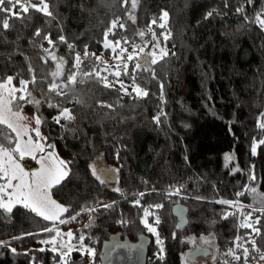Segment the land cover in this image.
Instances as JSON below:
<instances>
[{
	"label": "trees",
	"instance_id": "16d2710c",
	"mask_svg": "<svg viewBox=\"0 0 264 264\" xmlns=\"http://www.w3.org/2000/svg\"><path fill=\"white\" fill-rule=\"evenodd\" d=\"M49 3L55 20L30 9L24 14L30 18L12 17L10 29H0V77L19 74L23 79H31L29 67L34 71L37 82L29 85V90L43 102L39 108L43 118L41 135L46 137V145H54L49 149L67 162L69 171L50 194L69 207L65 219L80 213L75 221L66 224L75 232L83 229V244L94 249L96 255L75 251L61 260L59 254L47 247L40 251V241L50 236L42 229L51 227V223L17 206L11 214L0 216V242H5L0 246V264H65V261L93 264L100 260L102 243L117 233L131 242L141 235L151 238L147 264H185L184 257L197 246L216 256L214 264H223L225 260L228 264H244L243 258L236 262L225 253L235 247L236 236L247 238L251 230L239 227L243 218L239 213L222 219V211L237 212V209L213 201H239L244 206L257 207L247 189L255 187L264 196V146L258 147L257 155L250 154L253 139H264L256 128L257 118L264 112V31L252 22L254 14L264 8V0H255L252 5H247L246 0H228V7L224 0H138L135 10L131 9V0L127 5L123 0H49ZM240 4L245 5L247 19L235 12ZM214 9L220 14L206 18ZM162 11L168 13L164 29L158 27L159 19L152 24V19L159 18ZM129 15L134 16L135 23ZM116 19L125 28L114 29L117 35L110 34L109 40H120L121 46L131 51L132 43L152 45V34L148 32L151 27L160 46L169 52L152 66L156 79L149 72L136 73V84L149 95L136 97L128 76L122 75L121 79L131 95L117 91L119 84L114 89L104 88L82 74H77L75 84L62 89L66 96L48 93L47 83L41 81L51 79L55 62L50 59L44 62L42 58L48 54L40 44L64 57L68 62L66 70L71 69L73 56L63 44L52 47L34 39V31L39 28L51 32L53 39L64 35L81 56L87 45L88 51L102 60L89 59L85 71L96 67L113 81L115 77L110 73L120 63L116 59L120 49L115 53L104 49L103 34ZM141 31L145 33L143 39L137 34ZM161 33H170L169 39L164 40ZM124 38L130 43L125 44ZM105 68L107 72L103 71ZM97 102L113 107L101 108ZM48 103L72 109L75 120H62L61 124L67 127L57 125L53 117L58 109L49 108ZM26 109L32 111L31 107ZM161 111L165 115L157 124L153 118ZM226 155H233L234 159L226 161ZM98 158L106 167L120 169L114 184L102 186L90 175V166ZM253 166L254 181L249 179ZM179 185H184L187 198L173 196L165 200L154 193L142 200L144 206L165 205L158 211L162 219L158 231L164 247V258L159 259L156 237L139 223L142 211L132 205L131 198L134 193L153 187L156 193H165L170 186ZM115 188L126 195L114 191ZM242 191L243 196L236 195ZM98 201L115 206L111 210L100 207L96 212L82 211L95 208ZM176 205L187 210L185 225L178 229L175 227L178 220L172 213ZM243 211L251 209L244 207ZM121 220L127 223L121 224ZM90 222L92 226L88 227ZM149 222H153L152 217ZM210 234L211 247L200 240ZM255 238L264 251V238ZM241 251L237 249V254ZM261 261L264 260L253 252L247 264Z\"/></svg>",
	"mask_w": 264,
	"mask_h": 264
},
{
	"label": "snow or ice",
	"instance_id": "6c2138e0",
	"mask_svg": "<svg viewBox=\"0 0 264 264\" xmlns=\"http://www.w3.org/2000/svg\"><path fill=\"white\" fill-rule=\"evenodd\" d=\"M255 0H246L247 5H252ZM129 0H123V4L127 5ZM225 7H228V0H224ZM138 7V0H131V9L135 10ZM30 9L37 13H41L45 18L56 19L53 11L51 10V5L49 0H0V13L4 14L0 16V29L9 30L10 19L15 17L16 19L24 20V14L29 13ZM237 14L244 15L247 19L245 13V5L240 4L235 8ZM214 14H220L217 10H212L206 14V18L213 16ZM168 17L167 11H162L159 18H153L152 24H157V19L161 21L158 27L161 29L165 28L166 19ZM135 23V18L132 15L128 17ZM256 24L262 31H264V8H261L254 14V19L252 21ZM124 29L125 24L121 23L119 19L113 20L111 26L104 32L103 48L112 52H117L119 47V52L116 59L120 61L115 67V71L110 74L115 77V80L110 81L108 76L102 75L101 71L93 67L90 71H85L86 61L89 59L95 61H101L102 58L97 56L95 53H90L88 51L87 45L84 47L83 56L77 52L76 46L73 43L67 41L64 35H58L53 39L51 32H44L42 29L37 28L33 33V38L45 41L48 45L55 47L57 43L63 44L69 50V53L73 56V63L70 70L65 69V65L68 63L64 57L57 56L55 52L50 51L49 48H45L43 43L40 44L41 49L48 54L44 62L47 63L50 59L55 62L54 70L50 73L51 79L48 81H41V83H47V92L55 93L57 96H66L67 93L63 92L62 89L66 88L68 84H75L77 82V74H82L94 80L96 83L102 84L104 88H115L116 84H119L120 88L117 91L122 90L124 95H131L128 92L123 80V76H128L132 81V92L135 93L136 97H147L149 95L148 91L136 84V73L139 72H149L153 79H156L155 70L152 68L153 65L157 64L159 60H163L169 55L166 47H161L159 40L156 37L155 32L151 27L148 28V32L152 34L153 40L157 43L153 45V48H159V54L153 50L149 52H144V47L132 43V51L121 46L120 40H109V35H117L114 29ZM63 31L62 29L60 30ZM2 34V33H0ZM141 39L144 38L145 33L143 31L137 33ZM164 40L169 39V34L161 33ZM125 44L130 43L126 38L123 41ZM142 54V55H141ZM131 69V70H130ZM29 73L31 74V79H23L16 75H6L0 77V216L5 214H11L13 209L18 205L22 206L24 209L29 210L34 213L36 217H40L42 220L50 222L51 227H45L42 229L43 232L54 233L51 239L41 240L42 244L52 245V251L56 252L58 249H65L66 251L59 252L61 260L74 250V247L70 243L58 242L57 237L61 236V231L56 226L57 223L60 225L66 224L70 221H75L80 213L71 215L68 219L64 218L65 213H69L70 209L68 206L58 203L51 196V190L62 184V182L69 175L67 162L60 160L56 157L54 152H47L46 163H41L39 169L35 171H29L26 169L25 165L21 163L27 157H31L33 160H37L38 157L36 153H45V148H54V145H45L40 142V140H45L46 137L41 136L40 125L42 123V116L39 115V108L42 106V101L37 99L32 91L29 90V85L36 84V77L34 71L29 67ZM103 71L107 72L108 69L105 68ZM15 81V83H14ZM58 81H63L58 82ZM80 83H85V81H80ZM161 90H163V85H160ZM163 99V97H161ZM75 103H79L78 100ZM98 107L112 108L111 104H105L103 102H97ZM26 105H32L36 111L34 116L36 128L31 129L20 122L26 119L22 115V109ZM49 108L58 109L57 115L53 117L54 123L60 125L62 128L67 127L66 124H61V121L72 122L75 120L73 110L68 107H60L59 104L48 103ZM165 115L162 111L159 115L155 116L154 122L160 123L161 116ZM256 128L261 135H264V112L260 113L257 118ZM27 137V139H25ZM39 138V139H37ZM260 146H264V139H253L250 145V154L252 156L257 155V149ZM119 152L116 153V159L119 160ZM233 155H226L225 160H233ZM119 168H106L98 170L95 163L90 166V175L102 186H107L113 179L112 174H118ZM239 171V168H237ZM249 179L255 180L254 166L253 170H250ZM142 183H147L142 181ZM114 191L120 192L122 196L126 194L123 193L119 188H115ZM247 191L250 194H256L257 189L255 187L248 188ZM157 194L163 196L165 200H171L173 196L187 198L184 195V185L170 186V190L165 193H156L155 188L147 189L146 191L134 193L131 198V203L134 207L140 208L142 211V217L139 223L143 225L147 232L153 234L156 237V244L159 246V251L157 256L159 259L164 258V247L163 240L160 237L158 231L159 225L162 223L161 216L158 214L159 210H163L164 203H155L152 205L144 206L142 200L149 195ZM245 193L238 192L237 196H243ZM195 199H202L201 197H194ZM254 203H258V207H253L252 205L244 206L240 204L239 201L231 200H217L213 203L227 206V208L235 207L237 212L222 211L221 218L227 219L229 216H236L238 213L243 218L239 224L240 228L250 229V233L245 236H236L233 240L235 247H230L225 255L231 256L233 261L240 262L243 258L244 264H247L248 258L253 252L259 254V260H264V251L261 250L257 244V239L255 237L264 238V197H261L259 201L256 200L255 195L253 196ZM113 204H106L98 201L95 208H85L82 209L83 212H96L100 207L105 210H111L114 208ZM248 207L251 211L244 212L243 208ZM153 209L157 211H153ZM181 216V222H186L183 220L184 213L187 211L183 207L176 209ZM254 213H260L259 216H254ZM149 217L153 218V222H149ZM121 224H126L127 221L121 220ZM92 223L88 225L91 227ZM180 223H177L175 227L180 228ZM28 235H33L28 233ZM69 239L73 237V233L69 231L65 234ZM80 241L84 240V236L77 237ZM175 238V234H174ZM200 240L202 244L212 246V236H201ZM191 242H195L193 239ZM5 242H0V246H4ZM245 244H250L251 247H246ZM127 247L125 244H117L114 248H124ZM132 247H135L134 245ZM237 249H241V254H237ZM79 250L87 255L95 257V250L90 247H85L83 244L80 245ZM15 252V249H12ZM40 251H45L41 248ZM205 255H208L205 251ZM185 264H187V256L184 257ZM213 261L216 260V256L212 255ZM67 264V261H65ZM223 264H228L225 260Z\"/></svg>",
	"mask_w": 264,
	"mask_h": 264
},
{
	"label": "water",
	"instance_id": "95a60500",
	"mask_svg": "<svg viewBox=\"0 0 264 264\" xmlns=\"http://www.w3.org/2000/svg\"><path fill=\"white\" fill-rule=\"evenodd\" d=\"M112 175L113 179L109 184H114L117 180L116 174ZM179 207L183 206H174L172 213L178 220V223H180V228H182L185 225V222H181V216L175 211ZM183 220L186 221V212L184 213ZM151 243L152 240L147 235H141L135 242H131L128 238H123L120 233L112 234L102 243L99 261L101 264H147L148 249ZM117 244H125L127 247L114 248ZM133 245L135 247H132ZM205 251H207L208 255H205ZM186 256L189 264H195L200 258L210 257L211 251L207 248L197 246L194 250L188 252Z\"/></svg>",
	"mask_w": 264,
	"mask_h": 264
},
{
	"label": "rangeland",
	"instance_id": "374dc122",
	"mask_svg": "<svg viewBox=\"0 0 264 264\" xmlns=\"http://www.w3.org/2000/svg\"><path fill=\"white\" fill-rule=\"evenodd\" d=\"M157 43L156 40H152V45H148L146 44L144 46V52H149V51H153L155 50L158 54H159V48H153V45H155ZM162 47V46H161ZM142 55V54H141ZM27 107H31L32 111H28L26 108ZM36 111L34 110L32 105H26L23 109H22V115L26 117V119H24L23 121H21L20 123L31 128L34 129L36 128V124H35V120H34V116L36 115ZM39 114V113H38ZM40 115V114H39ZM42 136V135H41ZM25 139H27V137H25ZM39 139V138H37ZM41 143L45 144L44 140H40ZM46 145V144H45ZM47 152H53L52 150H50L48 147L45 148V153H36L38 159L37 160H33L31 159V157H27L24 161H21V163L23 165H25L26 169L29 171H35L37 169L40 168L41 163H46L47 162V158H46V153ZM97 169L99 170L100 168H108L105 166V164L103 163V160H101L100 158L96 159V161L94 162ZM113 188V186H112ZM257 189V188H256ZM255 195V198L257 201H259L261 199V197H264L257 189L256 194H251V197H253ZM252 204L256 205L257 207L259 206L258 203H254V199ZM19 206V205H18ZM236 209V208H235ZM52 226V225H51ZM58 227V229L61 231V236L57 237L58 242L61 243H70L72 244L74 247V250L72 252H81L79 250L80 245L83 244V241H80L77 237L78 236H83L82 233V228H78V231L75 232L74 228L70 225V224H63L60 225L57 223L56 225ZM69 231H71L73 233V237L71 239H69L65 234L68 233ZM54 235V233H50V236H48L47 238H45L44 240H48L51 239V237ZM84 245V244H83ZM85 247H87L86 245H84ZM47 247L49 250L52 251V245L49 244H42V248ZM66 251L65 249H58L55 253L59 254V252H63ZM54 252V251H52ZM71 252V253H72ZM70 253V254H71ZM195 264H214V261L211 257H207V258H200L198 259V261ZM260 264H264V261H261Z\"/></svg>",
	"mask_w": 264,
	"mask_h": 264
},
{
	"label": "built area",
	"instance_id": "2783aa9c",
	"mask_svg": "<svg viewBox=\"0 0 264 264\" xmlns=\"http://www.w3.org/2000/svg\"><path fill=\"white\" fill-rule=\"evenodd\" d=\"M127 50H128V52H131V50L129 48ZM232 208L235 209V207H232ZM93 264H101V263L99 261V262H96V263H93Z\"/></svg>",
	"mask_w": 264,
	"mask_h": 264
},
{
	"label": "flooded vegetation",
	"instance_id": "af4514ba",
	"mask_svg": "<svg viewBox=\"0 0 264 264\" xmlns=\"http://www.w3.org/2000/svg\"><path fill=\"white\" fill-rule=\"evenodd\" d=\"M132 242H135V241H132Z\"/></svg>",
	"mask_w": 264,
	"mask_h": 264
}]
</instances>
